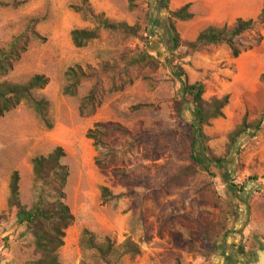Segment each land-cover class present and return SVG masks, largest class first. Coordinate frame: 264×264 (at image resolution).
I'll list each match as a JSON object with an SVG mask.
<instances>
[{
  "label": "rangeland",
  "instance_id": "rangeland-1",
  "mask_svg": "<svg viewBox=\"0 0 264 264\" xmlns=\"http://www.w3.org/2000/svg\"><path fill=\"white\" fill-rule=\"evenodd\" d=\"M89 3L96 14L139 25V38L101 32L98 41L78 50L71 32L93 27L77 11L80 0H0V49L30 27L44 39L31 41L13 71L0 82L23 84L34 75L46 76L49 85L37 95L49 101L53 122V129L47 130L27 105L0 117V264H33L39 259L32 237L17 226L16 212L8 209L9 181L17 171L21 202L30 209L31 161L57 147L65 151L62 163L69 170L66 203L75 219L59 253L61 264L82 263L79 241L83 230L99 240L109 237L122 244L130 238L141 246L140 257H125L120 264H254L256 252L264 250V127L244 138L239 156H229L226 148L229 134L242 117L251 121L258 113L255 104L264 101L263 93L254 100L241 97L244 89L233 87L238 72L235 63L224 55L222 63L209 61L214 49L184 60L181 51H168L162 44L166 15L160 12L157 0ZM145 46L161 63L151 74L152 85L138 80L123 93H106L99 118V122L121 125L137 139L114 134L97 148L87 139L97 114L82 119L78 113L80 100L93 82L83 83L76 98L66 97L62 93L65 72L75 66L97 68L102 63L121 66L125 50L143 51ZM168 62L171 66L183 64L188 84H204L205 101L242 95L231 111L229 107L224 111L225 117L212 120L203 129L209 152L197 149L210 166L208 172L198 169L196 175L154 193L160 183L193 165L187 137L188 107L182 103V83L173 77ZM111 76L113 73L105 77V90ZM140 104L154 109L131 110ZM212 159H222V167ZM103 187L109 190L104 200ZM200 227L207 228L206 239ZM228 230L237 233L227 235Z\"/></svg>",
  "mask_w": 264,
  "mask_h": 264
},
{
  "label": "trees",
  "instance_id": "trees-1",
  "mask_svg": "<svg viewBox=\"0 0 264 264\" xmlns=\"http://www.w3.org/2000/svg\"><path fill=\"white\" fill-rule=\"evenodd\" d=\"M132 0H130L131 2ZM81 7L77 11L85 21H89L93 27L87 29H76L70 34L73 46L85 49L92 42L98 41L101 32L120 34L125 38H139L141 27L130 26L110 20L105 14H96L89 0H80ZM170 0H157L160 12H165L164 29L165 40L162 44L168 51H181V59L194 56L197 52L211 46H226L233 59H238L243 53L252 51L263 42L261 30L264 29V5L261 14L256 20H238L232 25L223 27L209 26L203 30L196 41H184L177 31L179 22H190L194 15L190 13V5H186L175 12L169 10ZM3 7L9 5L2 4ZM161 20V19H160ZM32 23H35L32 22ZM248 35L249 37H245ZM44 39L30 27L26 32L15 36L6 48L0 49V78L7 76L13 71L15 64L27 52L31 41H43ZM118 64H100L97 68L88 66L82 68L75 66L65 72V86L62 89L64 96L76 98L79 88L83 83L93 82L90 91L81 98L78 108L79 117L82 119L95 116L104 104L105 94L123 93L128 87L134 85L138 80H143L152 85L151 74H155L161 63L155 56L148 53L145 46L143 51L125 50ZM170 72L173 77L182 83L181 98L184 106L188 107V118L186 119L192 146L191 160L193 165L180 169L175 175L160 183L152 190L154 193L165 191L184 179L197 174L198 169L208 172L209 165L201 158L198 147L205 153L209 150L206 146L208 138L203 129L210 125L212 120L224 117V109L230 103V96L213 97L205 101L204 84L198 82L190 85L186 82V72L183 64L171 66ZM108 88L105 90V77ZM264 83V75L260 78ZM49 85V79L44 75H34L26 83L17 84L8 81L0 82V117L16 110L22 105H27L47 129H53L50 116V103L45 97L37 95ZM153 105L140 104L131 108L132 111L153 110ZM181 115V114H180ZM264 124V110L259 118L253 122L244 116L241 123L228 136L226 152L229 156L242 153L240 144L250 133H259ZM118 134L134 138L132 133L121 125L112 123H97L93 130L88 131L87 139L94 142L95 147L104 146V141L110 136ZM137 139V138H134ZM65 151L57 147L47 156H39L31 161L33 173V187L31 195L33 205L30 209L24 206L20 199V176L14 171L9 181L8 209L14 210L16 224L24 227L28 235L33 239V246L39 259L33 264H61L59 260L60 250L64 246L66 231L74 223V216L66 203V186L69 179L68 167L62 163ZM215 165L222 167V159H212ZM96 165H100L96 161ZM251 182L257 183L256 179ZM243 189V188H241ZM103 200L109 196V190L101 188ZM119 197H113L118 199ZM1 219V217H0ZM199 232L206 239L207 228L200 227ZM237 232L227 231V235ZM79 246L84 255L81 264H120L123 258L136 259L142 255L141 246L132 239L127 238L122 244H117L109 237L99 240L92 232L83 230Z\"/></svg>",
  "mask_w": 264,
  "mask_h": 264
},
{
  "label": "crops",
  "instance_id": "crops-1",
  "mask_svg": "<svg viewBox=\"0 0 264 264\" xmlns=\"http://www.w3.org/2000/svg\"><path fill=\"white\" fill-rule=\"evenodd\" d=\"M186 5H190V13L194 15V18L190 22H179L177 24V31L184 41L194 42L199 34L209 26L223 27L225 25H232L238 20H256L261 14L264 0H170L169 10L175 12ZM173 7L176 9H173ZM213 49L214 53L211 57H208V60L222 63L224 61V58H221L223 57L222 55L225 56L227 61L232 60L238 71L235 75L236 77L233 87L236 89L241 88L245 91V96H241L242 94L239 95L238 93H236L235 96L232 95L230 97V103L224 111L228 107V111H231L232 105H237L236 100H238V96L246 97V100L248 101L250 99L254 100L262 93L264 95V83L260 80L261 76L264 75V41L259 47L243 53L238 59L232 58L231 52L226 46H211L204 48L195 55L200 54L203 51L210 52ZM247 79H251V81L246 82ZM257 105L258 104H255L258 113L251 118L250 122L257 120L264 110V101L259 104V106ZM97 112L96 124L104 123L99 122L100 109ZM225 116L226 114L224 112V117ZM242 119L240 120V123ZM262 151L264 152V142Z\"/></svg>",
  "mask_w": 264,
  "mask_h": 264
},
{
  "label": "water",
  "instance_id": "water-1",
  "mask_svg": "<svg viewBox=\"0 0 264 264\" xmlns=\"http://www.w3.org/2000/svg\"><path fill=\"white\" fill-rule=\"evenodd\" d=\"M254 264H264V250H258L256 252V261Z\"/></svg>",
  "mask_w": 264,
  "mask_h": 264
},
{
  "label": "flooded vegetation",
  "instance_id": "flooded-vegetation-1",
  "mask_svg": "<svg viewBox=\"0 0 264 264\" xmlns=\"http://www.w3.org/2000/svg\"><path fill=\"white\" fill-rule=\"evenodd\" d=\"M244 255V254H243ZM255 263V262H254ZM229 264H233L232 261L229 262ZM242 264V263H241ZM247 264H251V262L247 263Z\"/></svg>",
  "mask_w": 264,
  "mask_h": 264
}]
</instances>
